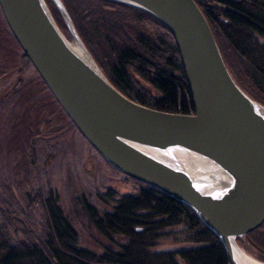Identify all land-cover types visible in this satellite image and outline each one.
I'll return each mask as SVG.
<instances>
[{"label": "water", "instance_id": "obj_1", "mask_svg": "<svg viewBox=\"0 0 264 264\" xmlns=\"http://www.w3.org/2000/svg\"><path fill=\"white\" fill-rule=\"evenodd\" d=\"M112 1L151 13L171 31L194 111L157 109L119 90L63 0L53 2L70 37L47 0H0V9L78 131L108 163L189 205L231 264H264L238 241L264 223V104L231 73L196 0Z\"/></svg>", "mask_w": 264, "mask_h": 264}, {"label": "trees", "instance_id": "obj_2", "mask_svg": "<svg viewBox=\"0 0 264 264\" xmlns=\"http://www.w3.org/2000/svg\"><path fill=\"white\" fill-rule=\"evenodd\" d=\"M48 1L60 18L53 0ZM196 1L231 73L264 104V0ZM63 2L85 44L125 95L161 110L194 111L175 39L162 21L145 10L112 0ZM3 32L14 49L22 51L0 9V45ZM21 57L31 63L23 51ZM6 70L1 65L0 75ZM37 76L44 95L36 81H26L4 97L12 98L18 92L14 98L18 108L8 121L4 150L20 152L24 158L29 152L34 158L33 142L45 113L57 115L77 129L39 73ZM113 168L134 183V192L119 194L109 188L100 193L99 198L108 205L104 209L84 195L80 198L90 222L109 240V246L97 251L80 245L77 228L66 215L59 194L50 189L27 196L44 209L43 232L27 230L26 236L15 238L0 223V264H231L221 240L189 205ZM169 234L179 237V243L160 247ZM238 241L264 261V223Z\"/></svg>", "mask_w": 264, "mask_h": 264}, {"label": "rangeland", "instance_id": "obj_3", "mask_svg": "<svg viewBox=\"0 0 264 264\" xmlns=\"http://www.w3.org/2000/svg\"><path fill=\"white\" fill-rule=\"evenodd\" d=\"M82 8L86 9V6L82 5ZM56 18L70 37L61 13L60 18ZM4 35L6 33L3 32L0 66L8 70L0 75V223L6 225L15 238L26 236L27 230L43 232L44 209L40 202L28 200L27 196L52 189L59 194L66 215L77 228L79 244L102 251L110 242L90 222L80 198L84 195L86 200L104 209L108 205L101 201L100 193L111 188L119 194H127L136 190L135 185L111 167L78 129L65 124L54 114L45 113L42 117L39 133L33 142L34 158L30 152L24 158L20 152L4 150L6 135L10 131L8 121L18 108L17 100H14L18 92L8 99H4L5 94L18 86L23 87L26 81H29L27 84L36 81L37 89L44 95L32 63L23 59L22 51L13 49ZM10 57L16 62L8 59ZM153 93L156 94L155 91ZM173 235L169 234L159 246L179 243V237Z\"/></svg>", "mask_w": 264, "mask_h": 264}, {"label": "bare ground", "instance_id": "obj_4", "mask_svg": "<svg viewBox=\"0 0 264 264\" xmlns=\"http://www.w3.org/2000/svg\"><path fill=\"white\" fill-rule=\"evenodd\" d=\"M239 257H241L242 259H247V258H248V257H247L244 253H242V252L239 253Z\"/></svg>", "mask_w": 264, "mask_h": 264}, {"label": "flooded vegetation", "instance_id": "obj_5", "mask_svg": "<svg viewBox=\"0 0 264 264\" xmlns=\"http://www.w3.org/2000/svg\"><path fill=\"white\" fill-rule=\"evenodd\" d=\"M48 5H49V3H48ZM51 8V7H50ZM52 10V9H51ZM52 13H53V11H52ZM53 15H54V17H55V19L57 20V18H56V16H55V14L53 13ZM58 21V20H57ZM58 24H59V22H58ZM14 49V48H13Z\"/></svg>", "mask_w": 264, "mask_h": 264}]
</instances>
